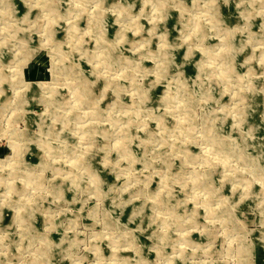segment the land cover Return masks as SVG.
Instances as JSON below:
<instances>
[{
	"label": "rangeland",
	"instance_id": "obj_1",
	"mask_svg": "<svg viewBox=\"0 0 264 264\" xmlns=\"http://www.w3.org/2000/svg\"><path fill=\"white\" fill-rule=\"evenodd\" d=\"M217 3L0 0V264H264V0ZM161 9L169 46L177 59L193 49L200 76L181 81L166 68ZM231 34L244 45L236 73L228 70ZM59 44L75 70L99 74L90 103L76 100L79 82ZM115 49L130 62L116 63ZM209 78L218 82L212 97L200 89ZM149 90L158 96L150 105L139 96ZM246 97L260 124L250 135L237 121ZM212 124L232 129L217 137L237 140L233 152L211 136Z\"/></svg>",
	"mask_w": 264,
	"mask_h": 264
},
{
	"label": "bare ground",
	"instance_id": "obj_2",
	"mask_svg": "<svg viewBox=\"0 0 264 264\" xmlns=\"http://www.w3.org/2000/svg\"><path fill=\"white\" fill-rule=\"evenodd\" d=\"M152 1H157V0H152ZM212 6L218 8L217 0H212ZM229 7L226 6L225 9L231 10V9H229ZM234 9L237 10V8H235V7H234ZM121 13H124L125 14V13H127V11H123V12L121 11ZM246 13L249 14V17L248 18H250V19H252L254 21L255 17H252L251 16V13L252 12H251V10L249 8L246 9ZM161 14H164V18H162L163 19V24L159 28V34L164 38V43L165 44L162 45L161 52H164V54H165V62H166V65L165 66H166V68H168L170 71L179 70V74H180L179 78H180L181 81H183V78L185 79V77L188 76V75H192L193 74L195 76H200L202 73L205 72V66L202 63L203 61L198 57L197 54H195L193 52V49H187V48L184 50V56L179 57V59H177V56L178 55H176L174 53V51L172 50V48L169 46V45H171L170 44V40H171L170 36L171 35L169 33L170 32L169 31L170 27H169V20L166 17V15H167L166 10L165 9H161ZM195 26H197V25H195ZM249 26H252V25L249 24ZM74 27L76 28V26H74ZM133 28L135 30H137L138 33H140L141 26H140L139 21H135V23L133 24ZM118 33L119 32H117V34ZM204 35H205L204 33L202 34L199 31H197V32L194 33V36H196V37H198L200 39H202L204 37ZM100 36H101L100 37V41H101L104 49L106 50L107 47H110L109 46L110 45L109 44V42H110L109 41V34H107L106 32H102ZM139 36H140V34H139ZM118 37L122 39V42H124V41L125 42H128L129 41V38H130L125 33H120ZM140 37H142L143 41H147V39H148V38H144L143 35L140 36ZM227 38L228 39L226 40V44H225L226 47H227V53L226 54L228 55L229 59L231 60V62H230L231 65H230V67H228V70L234 71L233 73H236V71H238V68H237L238 65H236V62L239 63V60H240V57L237 54L238 53L237 50L240 47L243 48L244 45L243 44L240 45V42L238 41L239 39L233 37L232 34L230 36H228ZM54 42L55 43L56 42L57 43H60L61 40L57 36L56 39L54 40ZM78 45L83 46L82 45V41L80 40V38H79V41H78ZM57 46H58L59 52L63 55V58L62 59L64 60V63H65V67L64 68L67 69V72L68 73L69 72H72L75 75V77L78 79L79 87H78V90L75 91L76 92V100L82 102L83 104L84 103H90V99H92V95H93L92 94V90H91V83L93 81H95L97 78H99V74L96 73V72H94V73H90L91 75L90 74L88 75V74H85L84 71H82V70H80V72L78 70H75L73 68V66H74L73 65L74 64V60L72 58V52L68 48H65L64 45H60L59 44ZM115 51H116V49H115ZM116 52H115L114 55L112 54V56H111V57L115 58L116 63H122L123 61L124 62L125 61L126 62L127 61L130 62V60H128L129 59L128 56H123V55L120 56L118 54V52L117 53ZM144 53H146V52H144ZM157 53H160L159 49H158V52ZM84 54L87 57H89V55H90L87 51L84 52ZM174 54H175V57H173ZM252 54H253V52H252ZM246 59L247 60L244 63L245 64H248V67L251 66L250 65L251 56H248ZM263 60L264 59H262V62H263ZM140 67L142 69L143 68L144 69H147V66H146V64L143 61L140 62ZM261 67H262V65H261ZM241 77H242V75H241ZM208 83H209V85L207 87H204L203 86L200 89H201V91H203L204 93H206L207 96L212 97L215 93H218L219 92L218 82H217V80L215 78H212V79L209 78L208 79ZM117 86H118L117 87V92H118V88H119L118 83H117ZM255 86L256 85L254 83L251 84L250 85V90L251 91H254L255 90ZM154 93L155 92H153V90H149L148 92L141 91L139 93V96H140L141 101H144L143 100V98H144L146 100L145 102H147L146 104L150 105V104H153V102L156 100V97H158V96H154ZM186 96L188 98H190V93L189 92H186ZM173 97H174V95H172L171 93L166 94L164 96V98L169 99V100H171ZM54 99H56V98H53V101H54ZM246 100H247L246 106L243 109V111L240 113L237 121H238V124L241 125L243 128H245L248 131L249 135H250V133H252L251 132L252 128L256 127L255 125L260 126V124H259V122L252 115V113L254 111V108L252 106L253 104L252 103H249V98L246 97ZM56 102H57V99L54 102H52L51 104H56ZM120 103H121V100L117 102V106H121ZM141 105H142V103H141ZM212 116L213 117H218V114L213 113ZM244 124H246V125H244ZM214 127H216V126L213 125V124L211 126L209 125V127H208V130L210 131L211 136L213 135L212 137H215V136L217 137V133H218V136L219 137H221V136L224 137L226 135H232L233 134L231 128L229 129L230 131L229 130L224 131L223 130V126L218 127L219 129L216 127L217 130H215ZM152 132L153 131L150 130V131H148V134H152ZM157 137H159V140H161V142H164L163 137H161V136H157ZM217 140L219 142L224 143L223 144L224 145V148L229 153L233 152V150H234L233 146L237 143V140L231 141V142H225L221 138H218ZM219 142H215L214 144H217ZM125 150H126L128 156L132 160H134V158L137 156L136 155L137 154V151L134 150L133 148L132 149H129V150L128 149H125ZM179 150H181V152H183L184 155L187 156V157L193 158V157L196 156V155H194L195 152H192L190 150H186V149H183V148L182 149H179ZM246 150H247V147L246 146H243V148H239V151H242V153L240 152L241 153L240 156L243 159H250V156L247 154V151ZM83 157H84V155H83ZM78 161H81V160H78ZM86 170H87L88 176L91 179L95 180L98 183L101 182V183H99L100 186L97 184L98 187L104 186V184L102 183V181L104 179L101 178L102 176L94 168L90 167V168H87ZM79 178H80V176L79 177H72L71 178V180L73 182H75L74 183L75 186H77L78 184H80V183H78L79 182L78 180H80ZM197 178H198L197 179V182H199L200 184L203 183V185L207 184L209 182V180H210V177L209 176H202V177L201 176H198ZM59 189H60V187H59ZM129 206L130 207H133V205L132 206L129 205ZM137 210H138V207H135V208L133 207L131 209V211H130L131 215H133V213H134V216H136ZM175 262L176 261H174V262H171L170 261V262H168V264H175ZM179 264H182V262H179Z\"/></svg>",
	"mask_w": 264,
	"mask_h": 264
}]
</instances>
